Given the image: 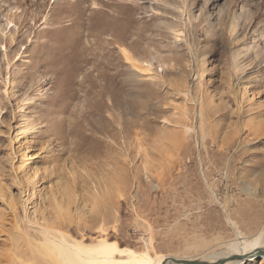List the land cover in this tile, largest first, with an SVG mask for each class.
<instances>
[{"label": "rangeland", "instance_id": "rangeland-1", "mask_svg": "<svg viewBox=\"0 0 264 264\" xmlns=\"http://www.w3.org/2000/svg\"><path fill=\"white\" fill-rule=\"evenodd\" d=\"M64 1L0 0V264H62L41 226L196 261L263 233L234 201L264 200V0H84L79 39Z\"/></svg>", "mask_w": 264, "mask_h": 264}, {"label": "bare ground", "instance_id": "bare-ground-1", "mask_svg": "<svg viewBox=\"0 0 264 264\" xmlns=\"http://www.w3.org/2000/svg\"><path fill=\"white\" fill-rule=\"evenodd\" d=\"M83 1L84 0H72L71 2H62L65 6V8L63 9V16H74L73 21L74 26L77 29L76 31L78 33V39L81 38V34L79 33L80 28L83 27L85 23V10L82 7ZM97 8V6L92 7V9ZM12 26L13 25L9 21L7 27L12 28ZM126 60L132 64L133 69L141 76L146 75L145 71L147 70L144 71L143 69L137 67L132 63L131 59L128 56H126ZM237 60L238 58H236L235 64L238 63ZM246 68H248V66ZM243 69H241L240 71L242 74H244L245 71ZM71 129L64 130L62 134L71 135L73 132ZM185 131L189 132L190 129L186 128ZM13 178L15 179V182L17 183V186L20 188V190L25 193L28 190L29 181L27 179L20 178L18 173H15V176H13ZM0 200L2 204H5L8 207L14 221L18 220L19 208H22L24 213L27 212L26 201L22 200L19 201L21 202L19 203L14 201L7 202L4 199ZM26 221L30 224H34L28 220V217ZM39 231L43 236V245L45 244L46 246H44V248H48L52 252L50 254L51 256L53 254V258L55 259V261H59L62 264H174L170 260L171 258L162 256H155L153 258H150L146 254L137 253L131 248H120L112 242L100 241L95 244H84L82 242L70 241L68 240L69 238L67 239L65 235V237L61 234L59 236H55V232L46 227L41 226ZM236 234L237 238L227 245L225 252L212 254L206 257L207 260L205 262L207 264H220L223 260L229 259L223 264H243L244 260H246L247 258L253 260V258L258 256L259 254L262 260H264V232L251 239H242V236H240L238 232ZM173 259L184 260L183 258Z\"/></svg>", "mask_w": 264, "mask_h": 264}, {"label": "crops", "instance_id": "crops-1", "mask_svg": "<svg viewBox=\"0 0 264 264\" xmlns=\"http://www.w3.org/2000/svg\"><path fill=\"white\" fill-rule=\"evenodd\" d=\"M239 197L235 198L236 202L234 201V203L237 206H240L241 208L244 209L245 213L248 216V220L249 221V226L244 227L242 226L241 229H243L244 231L250 232V233H254L257 231L258 229V225L261 223V221L264 219V200H258L255 199L251 196H249L248 192H241L239 191ZM233 196V195H232ZM231 195L228 196V199H232L233 201V197ZM213 205H206L203 202H199L197 203L194 208L195 209H199L200 211L203 209L205 210V212H201L203 213V220L199 223H188L187 225L183 226L184 228H188L189 230L185 229L184 231H187V233L189 232V234H191L192 232L197 234L196 236L199 237L200 240L205 241L202 237H210V235L215 236V231L213 230L214 228V222L212 221V219L214 217L219 216V212L216 209L215 206L211 207ZM210 207V208H208ZM215 207V208H214ZM236 209V208H234ZM200 213V214H201ZM189 225L194 226L195 228L192 230L191 227H189ZM188 235V234H187ZM161 247H159L157 249V251L160 249ZM162 251L163 248H162ZM159 252V251H158ZM161 253V252H160Z\"/></svg>", "mask_w": 264, "mask_h": 264}, {"label": "water", "instance_id": "water-1", "mask_svg": "<svg viewBox=\"0 0 264 264\" xmlns=\"http://www.w3.org/2000/svg\"><path fill=\"white\" fill-rule=\"evenodd\" d=\"M170 260L174 264H207L205 261H196V260H185V259L184 260H176V259H173V258H171ZM227 260H229V259H227ZM227 260H223L220 264L225 263Z\"/></svg>", "mask_w": 264, "mask_h": 264}, {"label": "built area", "instance_id": "built-area-1", "mask_svg": "<svg viewBox=\"0 0 264 264\" xmlns=\"http://www.w3.org/2000/svg\"><path fill=\"white\" fill-rule=\"evenodd\" d=\"M214 202L222 207V211H226V209H224L223 205L219 203L217 196L214 197Z\"/></svg>", "mask_w": 264, "mask_h": 264}]
</instances>
